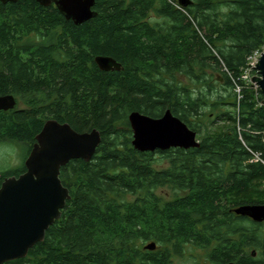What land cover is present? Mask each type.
Listing matches in <instances>:
<instances>
[{
  "label": "trees",
  "instance_id": "trees-1",
  "mask_svg": "<svg viewBox=\"0 0 264 264\" xmlns=\"http://www.w3.org/2000/svg\"><path fill=\"white\" fill-rule=\"evenodd\" d=\"M189 1L96 0V17L79 26L55 5L0 2V96L17 100L0 112V144L23 152L21 165L0 172V187L25 173L48 120L101 134L89 162L61 169L71 197L61 218L26 258L6 264H168L187 246L207 249L215 264H264V225L234 212L264 205V93L242 83L264 50V0ZM99 56L123 70H99ZM221 109L217 121L230 127L201 136L208 111ZM167 111L200 146L136 150L130 114ZM168 186L175 197L164 201L156 190Z\"/></svg>",
  "mask_w": 264,
  "mask_h": 264
},
{
  "label": "water",
  "instance_id": "water-1",
  "mask_svg": "<svg viewBox=\"0 0 264 264\" xmlns=\"http://www.w3.org/2000/svg\"><path fill=\"white\" fill-rule=\"evenodd\" d=\"M18 0H0L1 3H16ZM43 7L55 8L76 26L96 17V0H32ZM189 0H179L187 7ZM102 71H121L122 65L111 57H96ZM260 78L253 81L264 93V53L257 62ZM17 100L13 95L0 96V112L15 109ZM133 132L134 148L140 152L167 151L173 148H198L200 142L196 131L167 111L160 119H153L140 112L129 118ZM98 130L76 132L69 124L48 120L36 137L25 162L26 171L19 177H10L0 187V264L24 259L29 250L44 241L47 230L59 220L67 201L69 190L62 186L60 172L72 160L89 162L101 143ZM238 215L256 222L264 221V205H246L234 210ZM155 243L146 246L156 249Z\"/></svg>",
  "mask_w": 264,
  "mask_h": 264
},
{
  "label": "rangeland",
  "instance_id": "rangeland-1",
  "mask_svg": "<svg viewBox=\"0 0 264 264\" xmlns=\"http://www.w3.org/2000/svg\"><path fill=\"white\" fill-rule=\"evenodd\" d=\"M219 76H221V72H219L218 74L214 73L213 78L215 81L218 82L219 85H221L224 82L222 81L220 83L218 81L220 79ZM254 77L257 78L259 76L256 74H252V73H246L244 76H242V80H243L242 83H243V85L245 84V86H248L250 84L252 85L254 83L253 88H251V89H253L255 91L260 90L258 88L259 86L253 81ZM182 78L183 77H179V79H182ZM249 78H251V81L253 83H251L249 81L250 80ZM219 85H217V86L215 85V86L218 87ZM240 91L241 90H239V92ZM251 95H252V97L254 96L252 92H251ZM241 97H242V93H241ZM18 107L19 108H25L26 107L25 102L24 101L19 102ZM236 110L230 108L228 111L232 112V114H233ZM220 111L226 112L227 110L221 109L217 112H209L208 111V114H210V116H208L207 120H204L205 123H204V127L202 128L201 136H204L205 134H208V133H216L217 131L225 130V129H227V127H230V124L228 122H224L221 120L217 121L216 115L219 114ZM197 139L200 140L199 135H197ZM22 155H23V152H22L21 146L19 144L10 143V142L1 143L0 144V172L5 171V170H9L11 168H17L19 165H21V163L23 161ZM160 161L161 160H159V162ZM160 164H163V163H160ZM164 165H166L165 162H164ZM156 192H157V195L159 197H161L162 200H164V201H171L175 197L174 190L169 186L168 187H159L156 190ZM256 192H257V190H256ZM256 196H257V198H259L258 194ZM256 196L254 195L253 199H257ZM129 199H133V197H129ZM249 199H252V198L249 197ZM186 253H187V255L192 254V253L198 254V253H201V251L200 250H193L192 248H190V249H188V251ZM187 264H194V263L192 262V263H187Z\"/></svg>",
  "mask_w": 264,
  "mask_h": 264
},
{
  "label": "flooded vegetation",
  "instance_id": "flooded-vegetation-1",
  "mask_svg": "<svg viewBox=\"0 0 264 264\" xmlns=\"http://www.w3.org/2000/svg\"><path fill=\"white\" fill-rule=\"evenodd\" d=\"M236 217H242V218H246L248 219L249 221H252L253 223L255 224H262V226L264 225V221L263 222H256L254 221L253 219L249 218V217H245V216H241V215H238V214H235ZM192 248L193 250H200L201 253H198V254H188L187 255V251L188 249ZM210 253L207 251V249H204V248H197V247H192V246H187L183 253L181 254H174L172 255V257H170V260H169V263L168 264H187V263H194V264H215L214 262H212V260L210 259L211 256H209ZM252 255L255 257L257 256L254 253H252ZM188 257V258H187Z\"/></svg>",
  "mask_w": 264,
  "mask_h": 264
},
{
  "label": "built area",
  "instance_id": "built-area-1",
  "mask_svg": "<svg viewBox=\"0 0 264 264\" xmlns=\"http://www.w3.org/2000/svg\"><path fill=\"white\" fill-rule=\"evenodd\" d=\"M262 53H264V50L262 51V52H259V53H256L255 55H254V57H252V59L250 60V63H248L249 64V67H248V71H247V73H252V71L253 70H255L256 69V66H257V62L259 61V58L261 57V55H262ZM251 75V74H250ZM250 80V82L251 83H253L252 81H251V78H249ZM254 84V83H253ZM252 84V85H253Z\"/></svg>",
  "mask_w": 264,
  "mask_h": 264
}]
</instances>
